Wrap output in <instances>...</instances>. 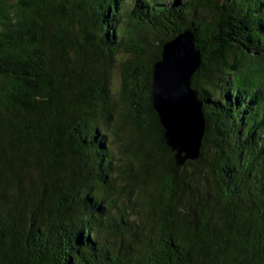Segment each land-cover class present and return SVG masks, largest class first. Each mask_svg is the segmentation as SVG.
Masks as SVG:
<instances>
[{
  "label": "trees",
  "instance_id": "16d2710c",
  "mask_svg": "<svg viewBox=\"0 0 264 264\" xmlns=\"http://www.w3.org/2000/svg\"><path fill=\"white\" fill-rule=\"evenodd\" d=\"M187 30L178 166L152 79ZM0 264H264V0H0Z\"/></svg>",
  "mask_w": 264,
  "mask_h": 264
},
{
  "label": "water",
  "instance_id": "95a60500",
  "mask_svg": "<svg viewBox=\"0 0 264 264\" xmlns=\"http://www.w3.org/2000/svg\"><path fill=\"white\" fill-rule=\"evenodd\" d=\"M202 65L194 33L187 30L164 46L152 79L153 104L178 166L201 158L207 131L204 102L192 87Z\"/></svg>",
  "mask_w": 264,
  "mask_h": 264
},
{
  "label": "rangeland",
  "instance_id": "374dc122",
  "mask_svg": "<svg viewBox=\"0 0 264 264\" xmlns=\"http://www.w3.org/2000/svg\"><path fill=\"white\" fill-rule=\"evenodd\" d=\"M119 89H120V81L119 80H116L115 81V84L113 86L114 93L115 94H118ZM189 171H191V169H189Z\"/></svg>",
  "mask_w": 264,
  "mask_h": 264
}]
</instances>
